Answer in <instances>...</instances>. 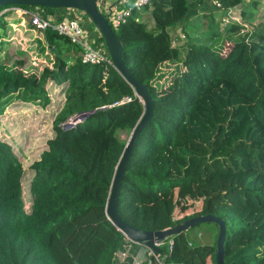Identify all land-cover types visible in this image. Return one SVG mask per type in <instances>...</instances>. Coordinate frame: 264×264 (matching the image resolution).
<instances>
[{"label": "trees", "instance_id": "obj_1", "mask_svg": "<svg viewBox=\"0 0 264 264\" xmlns=\"http://www.w3.org/2000/svg\"><path fill=\"white\" fill-rule=\"evenodd\" d=\"M220 1L224 8L240 3ZM257 4L248 7L253 15ZM147 9V21L133 11L113 29L124 43L126 66L153 100L121 183L118 213L149 231L216 215L226 225L225 264H264V210L251 205L241 215L217 201L241 177L246 193L264 200L258 187L264 181V24L228 43L238 22L221 30L211 24L205 37H196L199 12L218 11L210 0H154ZM39 11L54 20L75 18L72 10ZM80 26L106 52L85 16ZM177 26L184 46L174 43ZM43 39L53 59L49 71L24 76L0 63V115L13 100L24 110L14 142L0 132V264H115L124 250L141 253L147 264H216L217 230L212 244H190L188 237L199 227L216 229L211 223L174 234L153 251L110 222L105 206L114 169L144 105L113 67L82 63L66 36L48 29ZM167 65L175 68L164 70ZM80 113L90 115L65 129ZM32 140L40 154L23 163L21 148ZM240 240L246 244L237 246Z\"/></svg>", "mask_w": 264, "mask_h": 264}, {"label": "rangeland", "instance_id": "obj_2", "mask_svg": "<svg viewBox=\"0 0 264 264\" xmlns=\"http://www.w3.org/2000/svg\"><path fill=\"white\" fill-rule=\"evenodd\" d=\"M105 1L110 3L112 0ZM254 1H256L258 4L256 5V11H254L253 15L251 14L248 7ZM130 3L131 0H120V3L114 4L113 11L126 8L130 5ZM104 6H106V3H104ZM66 10H72L70 11V13L74 14L75 18L79 20V23L85 16L83 12L77 10ZM143 10L144 12L142 13L141 19L147 21L149 19V10L147 9V7H144ZM102 13H104L106 16L109 15V12L103 9ZM199 13L200 15H202L200 21L194 24V27L198 32V35H196L197 38L205 37V33L210 30L209 28L211 24L213 25V29L221 30V27L223 29V18H225L227 21L226 25L232 21L238 22L240 28L235 33L229 34L227 36V42L230 43L236 40H240L243 36L245 37V34H249L257 29H260L263 26L264 0H240V3L234 7H226L224 8V10L216 11L212 14L203 12ZM7 16L10 19L6 21L7 28L5 30L2 28L0 29V32L3 30V32L0 33V63L5 62L8 65H11V67H13V70L22 73V75L24 76H39L40 74L47 72V70L49 71L52 66L53 59L51 60V56L47 51L46 42L43 39L44 31L33 30L32 28H30L28 25V17L26 16L25 18L17 17V15H14L12 13H8ZM179 27L180 26H177L176 28L172 29L171 34L175 39L174 43L179 44V46L183 44L184 46V40L177 41V30L180 29ZM85 36L86 40L95 42V39L90 38L86 31ZM169 68L174 69L175 67L173 68L172 65H167L165 66L164 70ZM161 82L163 83V80ZM18 102L19 101L17 100H13L12 103L5 109L3 114L0 115V132L2 133L1 137L6 138L11 142H14V139L11 136L12 133H14L13 127L16 126V122L20 118V113L24 111L21 106H18ZM47 130L48 127H44L42 128L41 133L43 134ZM120 138L122 140H126L127 136L125 133H121ZM20 139H23V137L21 136L19 140ZM20 142L24 143L21 140ZM40 151L41 146H39L35 141L32 140L30 142H27L25 151H23V148H21L22 155L20 160L23 163H31V161L40 154ZM28 175L29 173H24L25 177H27ZM224 182L227 186L231 185V182L229 181ZM243 184H245L244 178H238V180H236L234 184L230 186L233 187L231 191L228 192L224 197L223 194H221L220 197H217V201L221 202V204L225 208L240 213L241 215L246 211L245 208L251 205L256 209L264 210V200L254 199V196L250 195V193H246L245 187L244 189L242 188ZM258 187L259 189L264 191V181H261ZM255 217L256 219H258L256 215ZM216 230L217 228L215 229L214 227L208 230L203 227L193 229L192 232L188 235L190 244H212L216 234ZM244 244L246 243L240 240L237 246H241ZM115 264L147 263L141 255L137 258L135 254H129V252L124 250L122 252L120 251L116 255Z\"/></svg>", "mask_w": 264, "mask_h": 264}, {"label": "water", "instance_id": "obj_3", "mask_svg": "<svg viewBox=\"0 0 264 264\" xmlns=\"http://www.w3.org/2000/svg\"><path fill=\"white\" fill-rule=\"evenodd\" d=\"M6 6L36 7L58 9H73L83 12L86 19L93 25L95 30L100 34L104 48L111 60L113 68L119 75L134 89L135 94L139 97L144 105V112L134 126L129 139L115 166L114 174L111 180L109 195L106 201L105 214L114 227L121 232L125 238L134 244L142 245L153 251H157V245L174 234L187 231L190 228L200 224L211 223L217 227L216 250L214 258L216 264H225L224 262V240L226 238V225L224 221L213 214L195 216L190 219L169 228L162 230H142L126 223L118 213V201L121 189V183L125 171L134 150L135 144L142 130L149 124L153 114V100L146 87L140 82L126 66L123 60L124 43L122 39L114 32L107 18L98 11L95 0H0V9ZM57 14V13H56ZM5 15V13H3ZM90 114L80 113L72 122L65 125V129L74 126L76 123L84 120Z\"/></svg>", "mask_w": 264, "mask_h": 264}, {"label": "built area", "instance_id": "obj_4", "mask_svg": "<svg viewBox=\"0 0 264 264\" xmlns=\"http://www.w3.org/2000/svg\"><path fill=\"white\" fill-rule=\"evenodd\" d=\"M120 1V0H119ZM154 0H131L128 7L113 11L114 4L116 0H112L108 3L105 0H95V5L100 13L102 9L109 12V15L102 13L108 20L112 29L118 28L123 24L126 19L131 15L133 11H138L141 14L144 12L143 8H149ZM106 3V6H104ZM210 3L218 10H224L222 2L220 0H210ZM5 13V15H3ZM8 13L17 15V17L25 18L28 17V25L32 27L33 30L45 31L52 30L66 36L70 41L75 44L80 50V58L82 63L98 65V66H112L109 56L106 54L105 50L95 47V42H90L86 40L85 31L80 26L79 20L76 18H62L60 20H54L51 16H42L39 8L33 11H29L20 6H11L0 13V17H4V20H10L7 16ZM227 21L225 18L222 19V25L225 27ZM7 28V25L4 30ZM3 32V30L1 31ZM0 32V33H1ZM148 255L155 257V254L150 251Z\"/></svg>", "mask_w": 264, "mask_h": 264}, {"label": "crops", "instance_id": "obj_5", "mask_svg": "<svg viewBox=\"0 0 264 264\" xmlns=\"http://www.w3.org/2000/svg\"><path fill=\"white\" fill-rule=\"evenodd\" d=\"M116 3L118 4V3H120V1H119V0H116ZM116 3H115V4H116ZM140 255H141V253H138V254H137V258H138ZM135 261H138V260H135Z\"/></svg>", "mask_w": 264, "mask_h": 264}, {"label": "clouds", "instance_id": "obj_6", "mask_svg": "<svg viewBox=\"0 0 264 264\" xmlns=\"http://www.w3.org/2000/svg\"><path fill=\"white\" fill-rule=\"evenodd\" d=\"M30 27V26H29Z\"/></svg>", "mask_w": 264, "mask_h": 264}]
</instances>
